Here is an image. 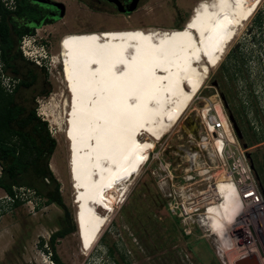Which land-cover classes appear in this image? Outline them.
<instances>
[{
    "label": "rangeland",
    "instance_id": "obj_1",
    "mask_svg": "<svg viewBox=\"0 0 264 264\" xmlns=\"http://www.w3.org/2000/svg\"><path fill=\"white\" fill-rule=\"evenodd\" d=\"M198 1L147 0L129 14L111 6L98 8L89 6L90 2L84 4L71 0L66 4L68 10L63 18L57 16L55 19L59 20L40 26L34 34L26 35L19 42L23 55L22 46L33 56H42L47 64L44 67L47 75L41 76L29 88L22 87L17 100L27 106L36 105L37 112L48 121L49 129L57 140L50 166L61 182V191L71 215L70 223L76 226L72 232L56 240V250L65 264H225L218 254L217 236L211 233L207 224L196 222L190 229L179 216L169 211L157 176L152 173L159 163L156 160L150 163L149 168L143 165L120 205L116 204L114 212H107L110 220L97 244L84 253L77 231L64 131L70 93L66 88L59 51L60 40L66 33L133 27L181 28ZM259 10L264 11V0L241 27L222 61L211 69L201 90L177 124L155 142V153L159 152L162 158L172 161L173 166H179L181 161L176 154L181 152L180 146L189 144L191 138H199L203 131L202 109L209 107L215 112L218 103L223 114L232 112L235 116L243 135L242 138L237 136L238 140L242 145L248 144L247 150L251 152L257 179L259 184L260 180L264 184V141H261L264 135V26L258 27L254 23ZM180 11H183L182 15ZM235 56L240 58V63L236 62ZM26 59L35 64L32 59ZM215 80L218 81L217 86L214 85ZM47 90L49 92L45 93ZM221 92L230 111L222 100ZM168 135L170 137L165 143ZM55 158L60 164L59 173L51 164ZM218 170L215 168L213 172ZM28 189L35 188L25 185L17 189L22 202L15 205L0 187V199L4 203L0 210V264H54L48 242L51 233L60 228L65 212L55 203L48 204L43 194L37 193L41 199H35ZM99 210L106 212L102 208ZM246 210L259 212L252 205H246ZM238 223L229 233L237 244L238 238L245 233L244 219L240 218ZM240 227L241 231H236ZM42 238L45 239L44 246L41 245ZM242 253L245 250L240 255ZM256 254L264 264V254L259 247Z\"/></svg>",
    "mask_w": 264,
    "mask_h": 264
},
{
    "label": "bare ground",
    "instance_id": "obj_2",
    "mask_svg": "<svg viewBox=\"0 0 264 264\" xmlns=\"http://www.w3.org/2000/svg\"><path fill=\"white\" fill-rule=\"evenodd\" d=\"M261 2L199 0L186 27L104 29L61 38L70 93L64 131L84 253L97 244L110 220L107 212L123 201L155 142L177 124ZM215 108L223 115L221 105ZM51 164L59 173L56 158ZM215 191L221 199L210 204L204 220L217 236L222 261L235 264L241 251L264 249V200L253 205L259 210L254 213L232 181H220ZM240 218L245 233L237 244L229 233Z\"/></svg>",
    "mask_w": 264,
    "mask_h": 264
},
{
    "label": "trees",
    "instance_id": "obj_3",
    "mask_svg": "<svg viewBox=\"0 0 264 264\" xmlns=\"http://www.w3.org/2000/svg\"><path fill=\"white\" fill-rule=\"evenodd\" d=\"M18 1V8L14 11L6 9L0 1L1 57L6 70L20 77L14 93H6L0 83V187L14 198L15 205L22 202L20 196H16L17 189L27 185L34 187L38 194H43L48 204L55 203L64 210L60 228L51 233L48 243L51 248L50 257L56 260V264H65L56 250V240L72 232L76 226L70 223L71 215L61 191V182L50 166L57 140L49 129L48 121L38 114L36 105L32 103L27 106L17 100L22 87L29 88L41 76L47 75L44 67L27 60L19 48L23 37L35 33V26H31V23L36 18L28 0ZM254 23L258 27L264 26L263 10L256 13ZM237 57L235 60L240 63ZM226 108L230 111L229 106ZM261 141H264V135ZM260 185L264 192L261 180ZM40 241L44 246L45 239ZM110 250L113 253V249Z\"/></svg>",
    "mask_w": 264,
    "mask_h": 264
},
{
    "label": "built area",
    "instance_id": "obj_4",
    "mask_svg": "<svg viewBox=\"0 0 264 264\" xmlns=\"http://www.w3.org/2000/svg\"><path fill=\"white\" fill-rule=\"evenodd\" d=\"M0 1L11 11L16 9L18 3L17 0ZM22 49L25 57L32 59L37 66L47 65L42 56H33L24 46ZM0 83L6 93H14L20 83V77L6 70L1 57V47ZM201 116L203 131L199 138H191L189 144L181 145V152L176 153L181 159L178 162L179 166H173L172 161L162 158L159 152L155 153L156 148L150 152L149 159L144 164L149 168L154 160L159 161L157 168L152 169V173L157 176L158 186L167 199V207L190 229L196 222L207 224L204 220L206 211L210 204L221 199L215 191L220 181H232L238 189L239 196L247 205L253 206L264 200V193L252 168L249 152L238 140L229 115L226 113L220 115L216 110L213 112V108H205L202 109ZM169 137L170 135L165 139V143ZM215 168L219 170L213 172ZM1 173L0 165V175ZM28 190L35 199H41L36 190ZM6 196L14 201L8 193ZM16 196H19L18 190ZM3 206V200L0 199V210Z\"/></svg>",
    "mask_w": 264,
    "mask_h": 264
},
{
    "label": "flooded vegetation",
    "instance_id": "obj_5",
    "mask_svg": "<svg viewBox=\"0 0 264 264\" xmlns=\"http://www.w3.org/2000/svg\"><path fill=\"white\" fill-rule=\"evenodd\" d=\"M18 1V0H17ZM31 6L32 11H34L33 15L36 19L33 20L31 24H36L35 29L39 28L40 26L51 24L56 22L59 19H55L57 16H61L62 11L64 10V15L60 18H63L67 13V2L71 0H28ZM82 3L90 2V5L94 7H102V6H111L118 11V4L116 1L111 0H79ZM125 7H128L133 0H119ZM147 0H139L138 7ZM19 3V1H18ZM18 3L17 7L18 8ZM87 4V3H86ZM137 7V8H138ZM15 9V10H16ZM135 11V10H134ZM132 13V12H131ZM183 11H180V15H182ZM130 14V13H129ZM1 19V17H0ZM54 264H56V260L51 258ZM64 262V261H63Z\"/></svg>",
    "mask_w": 264,
    "mask_h": 264
},
{
    "label": "water",
    "instance_id": "obj_6",
    "mask_svg": "<svg viewBox=\"0 0 264 264\" xmlns=\"http://www.w3.org/2000/svg\"><path fill=\"white\" fill-rule=\"evenodd\" d=\"M111 1H116V3L118 4V9L121 11V12H127V13H131L133 12L134 10L137 9L138 7V2L139 0H133L130 5L128 7H125L119 0H111ZM196 7L193 8V12L191 13V15L188 17V19L185 21L184 23V26L183 27H186L188 24H189V20L193 17V14H194V10H195ZM64 15V10L62 11L61 13V16ZM214 85H218V81H214ZM221 97H222V100L224 101V104L225 106H229L228 102L226 101V97L224 95V93H221ZM229 118L234 126V129L237 133V136L239 138H242L243 135H242V131H241V128L240 126L238 125L237 121H236V118L235 116L232 114V112H230L229 114ZM244 146L247 148L248 147V144L247 143H244ZM248 155L251 157V152L248 153ZM252 160V159H251ZM252 168L256 171V167L254 165V162L252 161ZM99 229V228H98ZM79 232H81V228L80 226L78 227V230ZM98 231V230H97ZM96 231V232H97ZM96 234V233H95ZM95 236V235H94ZM259 247V250L262 254H264V251L262 250L261 246H258ZM235 264H262L259 256L257 254H251V253H242L239 258H237Z\"/></svg>",
    "mask_w": 264,
    "mask_h": 264
}]
</instances>
